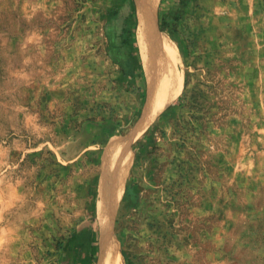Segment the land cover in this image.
Segmentation results:
<instances>
[{"label":"rangeland","instance_id":"rangeland-1","mask_svg":"<svg viewBox=\"0 0 264 264\" xmlns=\"http://www.w3.org/2000/svg\"><path fill=\"white\" fill-rule=\"evenodd\" d=\"M131 11L0 0V264H91L96 246L98 264L104 158L120 146L124 264H264V0H194L159 27L178 94L143 130L138 19L132 61L110 55Z\"/></svg>","mask_w":264,"mask_h":264},{"label":"bare ground","instance_id":"bare-ground-1","mask_svg":"<svg viewBox=\"0 0 264 264\" xmlns=\"http://www.w3.org/2000/svg\"><path fill=\"white\" fill-rule=\"evenodd\" d=\"M135 1L139 25L137 42L148 86L145 115L143 116L142 124L140 123L142 125L140 129L143 130L148 125V121H151L156 113L164 110L176 99L178 89L171 71L169 47L158 25L160 0ZM120 147H116V149L108 152L104 158V171L102 172L103 176L99 186L98 220L101 237L98 264H124L112 233V224L115 215L114 211L125 190L128 168L130 160H132L130 153L132 152H128V148L126 147H121L122 153L115 166L111 164V160L114 153Z\"/></svg>","mask_w":264,"mask_h":264},{"label":"trees","instance_id":"trees-1","mask_svg":"<svg viewBox=\"0 0 264 264\" xmlns=\"http://www.w3.org/2000/svg\"><path fill=\"white\" fill-rule=\"evenodd\" d=\"M132 3V11L124 17V23L121 29V32L117 38L116 43L110 49V55L115 59H120L121 57H126L128 50L135 51V41L134 35L137 27V17L134 0H130ZM194 0H175L172 8L165 13L162 12L161 6L158 9V24L161 29H167L172 21H179L186 10ZM168 30V29H167ZM172 31H170L171 33ZM172 34V33H171ZM134 55V53L132 54ZM132 57L127 58L126 60H131ZM141 69V66L139 67ZM129 77L135 79V73L128 74ZM180 99V98H179ZM177 99V101H179ZM130 180V178H129ZM98 254V246L95 247V253L89 254L88 261L91 264H96V255ZM125 257L126 264H135L133 259L125 252H123Z\"/></svg>","mask_w":264,"mask_h":264}]
</instances>
